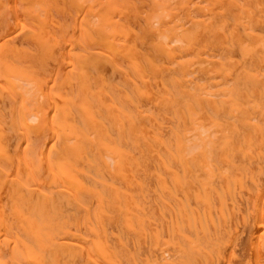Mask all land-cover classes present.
Here are the masks:
<instances>
[{
  "label": "bare ground",
  "instance_id": "6f19581e",
  "mask_svg": "<svg viewBox=\"0 0 264 264\" xmlns=\"http://www.w3.org/2000/svg\"><path fill=\"white\" fill-rule=\"evenodd\" d=\"M0 264H264V0H0Z\"/></svg>",
  "mask_w": 264,
  "mask_h": 264
},
{
  "label": "rangeland",
  "instance_id": "374dc122",
  "mask_svg": "<svg viewBox=\"0 0 264 264\" xmlns=\"http://www.w3.org/2000/svg\"><path fill=\"white\" fill-rule=\"evenodd\" d=\"M25 83H26V82H25ZM25 83L22 84V88H23L22 90L25 91V90H28L29 88L31 89V86H30L28 83H26V84H25ZM27 84H28L29 86H28ZM27 88H28V89H27ZM24 89H25V90H24ZM30 89H29V91H31ZM28 93H29V92H27V94H28ZM31 93H32V91H31ZM27 94H26V96H27ZM26 96H25V98H26ZM29 96H31V95H28V98H27V99H29ZM30 100H31V98H30ZM223 175H224V174H223ZM224 176H225V175H224ZM224 180H225V183H224L223 185H224V186H227V187L230 186V185H229L230 183H231V185H232V182H233V183L235 182V179H234V180H233V179H227L228 182L226 181V179H224ZM230 180H231V182L229 183ZM232 180H233V181H232ZM236 180H237V179H236ZM228 183H229V184H228Z\"/></svg>",
  "mask_w": 264,
  "mask_h": 264
}]
</instances>
